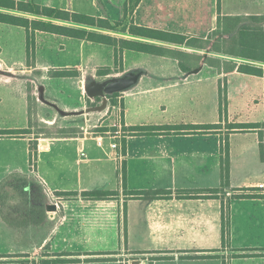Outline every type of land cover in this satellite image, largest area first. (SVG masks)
Listing matches in <instances>:
<instances>
[{
	"label": "crops",
	"instance_id": "1",
	"mask_svg": "<svg viewBox=\"0 0 264 264\" xmlns=\"http://www.w3.org/2000/svg\"><path fill=\"white\" fill-rule=\"evenodd\" d=\"M28 1L56 7L55 0ZM125 2L120 6L116 21L123 18ZM143 2L141 0L132 9H138ZM202 2L205 4L200 0L198 8L203 7ZM216 2L209 0L206 7L209 8V22L216 16L218 19L228 15H264L221 13V2H218V14L216 10L214 14L212 9L214 5L216 7ZM161 7L160 25L137 23L132 17L128 18L129 4L122 24L133 21L136 25L182 34L186 39L196 41L188 46L143 39L127 32L112 34L180 50L188 53L191 59L201 56L195 69L182 71L177 58L170 55L128 49L121 52L115 66L111 46L113 64H104L98 59H91L93 53L89 52V44L96 42L42 31L34 33V65L27 66L25 29L0 22V105L4 100H7L5 106L9 105L8 101L13 103L10 116L0 112L7 122L1 123L0 129H23L28 126V84L32 86L31 94L35 96L36 104L42 88L43 102L55 109L58 115L68 118L83 115L85 121L84 125L74 121L65 126L81 130L75 135L41 136L40 133L38 138L33 134L0 137V181L10 173L27 174L40 182L48 198L45 203L46 217L40 224L11 227L0 216V256L27 254L25 260L37 262L45 258V254H49V258H54L53 254H61V258L77 260L56 264H132L135 260H139V264H264V198L256 197L264 194V117L226 122L219 120L220 116L217 119L220 106L227 107V110H231L236 103L243 109L251 107L253 97L259 95L261 87L264 88V77L237 70L224 73L206 63V57L231 60V57L211 49L217 20L215 26L212 23L202 25L197 21L186 23L188 27L184 26V22L172 26L165 21L171 13L168 9L166 13L163 5ZM57 8L80 11L75 7L74 0H68L67 5L59 3ZM0 11L35 18L2 8ZM93 15L106 17L97 13ZM8 26L23 31L20 49L19 43L17 45L12 41L10 50L5 51L8 34L13 33ZM48 35L53 37L60 51L67 49L57 39L70 42L67 52L71 61L56 67L74 69L78 76L51 78L69 79L78 84L76 104L62 102L58 105L54 99L44 97L46 89L39 81L50 77L49 70H55L48 69L51 63L41 59L40 55L41 42ZM47 45L48 49L52 48L49 42ZM134 51L156 57L154 62L160 66L150 70L149 65L140 63L138 59H129L128 52ZM103 67H109L113 72L98 76L97 70ZM90 72L98 77L138 74L135 83L119 92L117 100L120 105L110 107L108 101L103 112L96 111L102 112L100 115L103 116L98 124H93V129H89V123L95 112H86V105L93 98L87 95L85 87L91 81L101 82L107 78L87 80L85 83ZM204 72L213 73L218 82V92L215 88L212 98L210 95L206 98L202 88L193 85L201 82ZM236 75L246 80L249 86L243 83L234 92L230 76ZM34 88L37 91H33ZM219 89L224 98L223 104ZM38 92L39 97L36 96ZM237 92H240V98L235 99ZM260 103L264 106V100ZM95 104L97 102L94 101ZM53 105L68 115H61ZM185 106H203L208 109V114L198 113L185 119L182 114ZM117 109L119 112H115ZM235 122L258 123L259 127L229 129L228 124ZM212 124H219V127L184 128L187 125ZM150 125H174L180 129L144 135H127L122 130L123 126ZM106 127H115V130L104 132ZM118 127H121L122 133L115 136L113 134ZM260 131L263 133L262 140ZM235 137L239 139L235 141ZM113 142L117 144L116 148H111ZM31 144L36 148L34 171L28 170ZM226 152L228 178L224 182L221 171ZM259 184L263 187L259 188ZM216 189L217 192L211 191ZM197 190L201 192L196 193ZM84 191H115L116 194L105 199H84L81 197ZM134 191L146 193L132 195ZM154 191L164 194L152 195ZM56 192H76L77 195L57 197ZM48 204H54L55 209L47 211ZM14 239L21 240L19 247L15 246ZM124 256L130 257L127 262ZM94 258L104 260H90ZM0 264L29 263L20 261V258L0 257Z\"/></svg>",
	"mask_w": 264,
	"mask_h": 264
},
{
	"label": "trees",
	"instance_id": "2",
	"mask_svg": "<svg viewBox=\"0 0 264 264\" xmlns=\"http://www.w3.org/2000/svg\"><path fill=\"white\" fill-rule=\"evenodd\" d=\"M141 0H126L123 6V18L118 21L109 20L106 17L87 15L78 13L68 9L46 6L38 3H33L28 0H0V8L11 12H18L35 16L29 18L23 15H17L9 12L0 11V22L11 25L21 26L26 32V64L27 66L34 65L35 58V41L34 33L36 31L53 33L66 37L85 39L91 42L102 43L113 48L114 64L120 58L121 52L124 49L146 52L157 55H170L177 58L182 71H191L198 66V59L201 56H196L191 59L186 52L167 48L155 43H150L141 40L116 37L112 33L120 32L153 41L165 42L170 44L190 46L195 39H186L182 34L167 32L159 29L136 25L131 21L129 24L123 23L126 15L127 5L136 6ZM67 23V24H66ZM70 24L84 26V28L75 27ZM85 27L99 29H86ZM214 42L211 49L219 54L231 57V60H221L218 58L206 57L205 62L211 66H215L218 70L224 73H229L234 70L238 72L262 76L264 77V15H248V16H222L217 19L216 29L213 31ZM236 59V60H235ZM240 59V61H238ZM242 60V61H241ZM251 61V62H246ZM252 62L260 63V65ZM109 67H103L97 70L98 76H104L112 73ZM50 77H76L78 72L74 69H55L49 70ZM28 126L23 129H0V137H23L31 135L35 138L39 137L40 133H33L31 110L36 105V98L31 94L32 86L28 84ZM221 100V89H219ZM119 92H114L108 95L110 107L120 105L117 100ZM32 106V107H31ZM219 124L207 126L187 125L184 128H218ZM258 123H240L235 122L228 124V128L232 130H243L249 128H258ZM99 131L105 128H97ZM180 129L174 125H150V126H128L122 127V130L127 135H144L154 133H169L171 130ZM110 130H115L111 127ZM78 128H61L57 135H75L80 132ZM260 140L263 139L262 131L259 132ZM124 144V143H123ZM125 145V144H124ZM124 148V147H123ZM261 155H263V146L260 144ZM36 164V148L30 145L29 150V171L35 170ZM222 180L227 182L228 178V155L225 153L224 162L222 165ZM260 188V187H259ZM217 192L218 190H211ZM201 192L199 190L195 191ZM146 192L134 191L132 195H139ZM152 195L161 196L164 193L159 191L151 192ZM116 194L115 191H84L81 197L84 199H105L111 198ZM76 196V192H56L55 196ZM196 196V195H195ZM194 196V197H195ZM256 197L264 198V194H259ZM48 201L46 193L40 182L27 174L10 173L0 181V216L2 220L11 227H23L31 224H40L46 217L45 203ZM61 254H53L54 258H49V254H45V258L39 261L25 260L27 254H8L0 257L20 258V261L29 264H56L68 261H77L76 259L61 258ZM242 254H235L239 256ZM94 261L104 260V258L90 259Z\"/></svg>",
	"mask_w": 264,
	"mask_h": 264
},
{
	"label": "rangeland",
	"instance_id": "3",
	"mask_svg": "<svg viewBox=\"0 0 264 264\" xmlns=\"http://www.w3.org/2000/svg\"><path fill=\"white\" fill-rule=\"evenodd\" d=\"M125 0H74V5L77 9L80 11H77L78 13H83L87 15H93L95 13L106 16L107 18L111 20H116L118 18V12L120 7ZM205 1V4L201 3V8H198V3H200V0H144L143 3H141V6L138 9H132V5H129V13L128 18H133L137 23H145L150 22L153 25H160L161 23V13L162 5L165 8V12L168 11L171 13L167 17L166 22H169L170 24H180L184 22V26L188 27L191 21H197L200 22L199 24L202 25H208V23H212L214 26L216 24V18L209 22L207 16L209 14V8L208 2L209 0H202ZM221 2V13H241L244 14L245 12L248 13H262L264 14V0H217L216 7L214 5V9H212V12L215 14V10L218 14V4ZM56 7H59V3L61 4H68V0H55ZM71 3V2H70ZM79 3V4H78ZM146 8L147 9L146 11ZM155 8V9H154ZM132 11V12H131ZM148 12V14H146ZM203 12V13H202ZM206 12V13H205ZM211 12V11H210ZM182 13H186V16H182ZM199 13H202L200 15H197ZM213 14V13H211ZM205 22V23H204ZM13 30V33L8 34L9 40H8V47L6 46L4 49L5 51L10 50L12 41L15 42V44L18 45L19 43V49L21 47V41L24 36V33L21 29L17 27L8 26ZM49 37L46 39H43L41 42L42 49L40 50L41 59H45L47 63H51V66H49L48 69H57V65H62L64 63L71 61V56L68 54V49L70 42L68 40H61L60 38L57 39V42H63L65 44V47L67 50H61L59 49V46L56 45L55 40L51 35H48ZM3 41V38H2ZM47 42V43H45ZM48 42L51 45V49H48ZM45 43V44H44ZM40 45V46H41ZM47 45V46H46ZM36 49V48H35ZM89 52L93 53V57L91 59H98L102 61L104 64H113L112 60V48L107 45L97 44V43H90L89 44ZM150 55L139 53V52H128V58L129 59H138L140 63H144L146 65L150 66V70H155L157 67L160 66L159 63L154 62L156 61V57H150L151 59H148ZM47 73V72H46ZM93 73V72H92ZM90 72V75L85 79V83L87 80L91 81H101L105 78L111 77H98L95 73L92 74ZM231 78V84L235 87L234 92L238 88H240L241 84L246 83V87H248V83L246 80H243L240 78V75L236 76H230ZM44 87V97L45 99H54L56 104L60 105L62 102H66L68 104H76L78 103V95H79V88L78 84L74 83V81L69 79H62V78H51L46 77L44 80L39 81ZM223 85L224 82H221ZM192 85V84H191ZM194 86H200L202 90L206 94V98L210 95L211 98L213 96V92L216 88V91L218 90V82L214 79L213 73L204 72L201 75V82L193 84ZM192 85V86H193ZM225 85V84H224ZM223 85V86H224ZM264 86V85H263ZM33 91H37L36 88L33 89ZM248 91V90H246ZM250 91V90H249ZM218 92V91H217ZM39 92L38 96L39 97ZM250 97V96H249ZM240 98V92H237L235 95V99ZM251 98V97H250ZM264 100V88H260L259 95L253 97L251 100V107L248 108H240V106L236 103L231 107V110H227V107L224 108V106H220L219 114L217 113V119L219 120H241V121H247V120H254V119H260L264 117V106L261 101ZM37 104L33 106L31 117H32V129L31 131L33 133H41V136H54L57 135L61 128H65V126H68L69 123H82L84 125V117L83 115L79 117H62L58 115L57 111L53 109L51 106L45 104L43 101L37 99ZM9 105L5 106L7 104V100H4V102L0 105V112L1 113H7V116H10L13 112L12 105L13 103L11 101H8ZM94 103V99H90V102L87 103L86 107L92 106ZM224 103V98L223 102ZM8 108V110L4 111V108ZM32 107V106H31ZM198 111V112H197ZM103 112V111H102ZM101 113H92L93 118L92 121L89 123V129H93V124H98L100 118L103 115ZM119 112V109L117 111ZM114 112V113H115ZM178 111H176L177 114ZM204 115L208 114V109H204L203 106L200 108H196L194 106H185L183 108V118L189 119L192 116H195L197 114ZM114 118L115 115H114ZM1 123H7L5 122V117L0 116V124ZM264 126V123H262ZM110 129V127H106V130L104 132H107ZM239 138L235 137V141ZM15 246H20L19 239H14ZM14 246V247H15ZM2 247V246H0ZM127 260L130 258L128 256H124Z\"/></svg>",
	"mask_w": 264,
	"mask_h": 264
},
{
	"label": "water",
	"instance_id": "4",
	"mask_svg": "<svg viewBox=\"0 0 264 264\" xmlns=\"http://www.w3.org/2000/svg\"><path fill=\"white\" fill-rule=\"evenodd\" d=\"M137 78H138V74L127 73L121 77H111L101 82L91 81L87 83L85 87L86 93L90 98H93L94 101L97 102V104L86 108V112L88 113V112H96V111L104 110L108 106V95L113 94L114 92H120L122 90H125L133 83H135ZM42 91L43 90L41 88L40 100L44 101V98L42 96ZM53 106L57 108L55 105ZM58 112L61 115H68L67 112H64L63 110L60 109H58ZM75 113H83V112H75ZM52 209H55L54 204L46 205L47 211H50ZM132 264H139V260L133 261Z\"/></svg>",
	"mask_w": 264,
	"mask_h": 264
},
{
	"label": "built area",
	"instance_id": "5",
	"mask_svg": "<svg viewBox=\"0 0 264 264\" xmlns=\"http://www.w3.org/2000/svg\"><path fill=\"white\" fill-rule=\"evenodd\" d=\"M122 130H121V127H118V129L114 132V134L113 135H119V134H121L122 132H121ZM98 143L100 144V141H98ZM111 148H116L117 147V144L115 143V142H113V143H111ZM258 187H260V188H262L263 187V184H259L258 185Z\"/></svg>",
	"mask_w": 264,
	"mask_h": 264
}]
</instances>
